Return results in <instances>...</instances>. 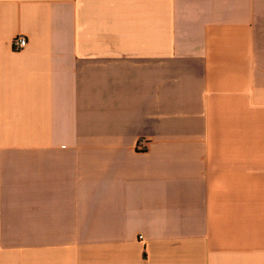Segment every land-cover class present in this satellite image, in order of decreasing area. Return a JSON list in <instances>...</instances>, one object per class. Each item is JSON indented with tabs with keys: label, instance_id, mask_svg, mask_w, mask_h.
<instances>
[{
	"label": "crops",
	"instance_id": "crops-1",
	"mask_svg": "<svg viewBox=\"0 0 264 264\" xmlns=\"http://www.w3.org/2000/svg\"><path fill=\"white\" fill-rule=\"evenodd\" d=\"M0 264H264V0H0Z\"/></svg>",
	"mask_w": 264,
	"mask_h": 264
},
{
	"label": "built area",
	"instance_id": "built-area-1",
	"mask_svg": "<svg viewBox=\"0 0 264 264\" xmlns=\"http://www.w3.org/2000/svg\"><path fill=\"white\" fill-rule=\"evenodd\" d=\"M27 38L23 35H18L12 40V46L15 50H22L27 46Z\"/></svg>",
	"mask_w": 264,
	"mask_h": 264
}]
</instances>
